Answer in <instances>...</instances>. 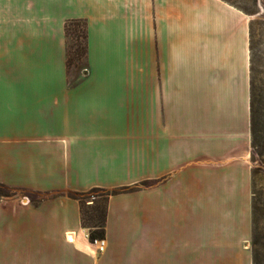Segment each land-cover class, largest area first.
<instances>
[{
    "label": "crops",
    "instance_id": "obj_1",
    "mask_svg": "<svg viewBox=\"0 0 264 264\" xmlns=\"http://www.w3.org/2000/svg\"><path fill=\"white\" fill-rule=\"evenodd\" d=\"M6 1L19 38H0V184L36 196L0 195V264H245V13L225 0H0V22ZM70 21L85 32L78 77ZM94 188L115 193L91 241L76 195ZM207 214L215 231L198 232Z\"/></svg>",
    "mask_w": 264,
    "mask_h": 264
},
{
    "label": "rangeland",
    "instance_id": "obj_2",
    "mask_svg": "<svg viewBox=\"0 0 264 264\" xmlns=\"http://www.w3.org/2000/svg\"><path fill=\"white\" fill-rule=\"evenodd\" d=\"M241 9L249 26L250 46V102L251 139L248 155L250 167V197L252 236L246 246L249 256L246 263L264 264V0H225ZM13 2H5L4 21L0 22V38L12 42L19 38L18 27L14 24ZM3 30V31H2ZM66 32V52L68 72L75 77L86 73L84 26L81 21L68 24ZM22 40H27V34ZM8 49H6L7 51ZM73 81V79L71 80ZM0 195L12 197L15 195L32 197L26 191H16L0 186ZM82 221L86 225L99 226L103 222L105 192L92 189L82 196ZM93 202V203H92ZM89 204V205H88ZM205 219L198 218V232H214L215 219L207 214ZM210 215V216H209ZM230 232V231H229ZM240 264H242L240 262Z\"/></svg>",
    "mask_w": 264,
    "mask_h": 264
},
{
    "label": "trees",
    "instance_id": "obj_3",
    "mask_svg": "<svg viewBox=\"0 0 264 264\" xmlns=\"http://www.w3.org/2000/svg\"><path fill=\"white\" fill-rule=\"evenodd\" d=\"M72 22H78V21H70V22H68L67 23V25H66V32L68 31L67 30V28H68V24L69 23H72ZM84 37H85V32H84ZM250 110H252V106H251V102H250ZM0 186L1 187H4L3 185H1L0 184ZM6 188V187H5ZM94 189H97V188H94ZM112 193H115V191H112V192H109V191H106L105 192V194L106 195H109V194H112ZM78 196V198H81V200H83L82 198V196H84V194L83 195H76V197ZM89 239L91 240V241H93L94 239H99V238H101L102 236H103V222H102V224L101 225H99V226H94V229H91L90 231H89ZM253 264H255L254 262H253Z\"/></svg>",
    "mask_w": 264,
    "mask_h": 264
},
{
    "label": "built area",
    "instance_id": "obj_4",
    "mask_svg": "<svg viewBox=\"0 0 264 264\" xmlns=\"http://www.w3.org/2000/svg\"><path fill=\"white\" fill-rule=\"evenodd\" d=\"M101 244H100V248L102 247V241L100 242Z\"/></svg>",
    "mask_w": 264,
    "mask_h": 264
}]
</instances>
